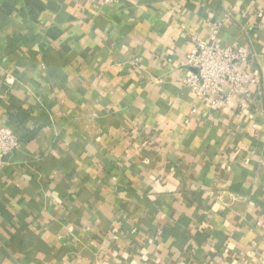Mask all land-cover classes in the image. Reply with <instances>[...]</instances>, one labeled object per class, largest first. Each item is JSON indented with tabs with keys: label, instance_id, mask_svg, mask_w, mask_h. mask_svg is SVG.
I'll return each instance as SVG.
<instances>
[{
	"label": "crops",
	"instance_id": "0c3cea01",
	"mask_svg": "<svg viewBox=\"0 0 264 264\" xmlns=\"http://www.w3.org/2000/svg\"><path fill=\"white\" fill-rule=\"evenodd\" d=\"M218 24L257 85L212 110ZM0 126V264H264V0H0Z\"/></svg>",
	"mask_w": 264,
	"mask_h": 264
},
{
	"label": "built area",
	"instance_id": "2783aa9c",
	"mask_svg": "<svg viewBox=\"0 0 264 264\" xmlns=\"http://www.w3.org/2000/svg\"><path fill=\"white\" fill-rule=\"evenodd\" d=\"M91 1L109 6L121 0ZM220 29L221 25H213L206 40L191 37L193 47L187 55V74L183 81L184 87L193 90L198 99H206L212 110L223 108L234 94L241 91L246 96L244 104L251 102L248 86L257 85L255 80L248 79L239 72L249 60V50L223 45L219 39ZM192 113L195 114L196 110ZM19 148L20 142L14 132L8 127L0 126V161L9 155L13 156Z\"/></svg>",
	"mask_w": 264,
	"mask_h": 264
},
{
	"label": "water",
	"instance_id": "95a60500",
	"mask_svg": "<svg viewBox=\"0 0 264 264\" xmlns=\"http://www.w3.org/2000/svg\"><path fill=\"white\" fill-rule=\"evenodd\" d=\"M10 157V155L9 156H7L5 159H8Z\"/></svg>",
	"mask_w": 264,
	"mask_h": 264
}]
</instances>
